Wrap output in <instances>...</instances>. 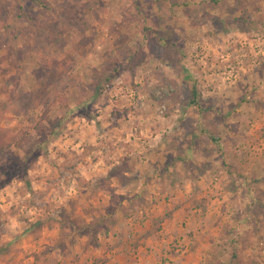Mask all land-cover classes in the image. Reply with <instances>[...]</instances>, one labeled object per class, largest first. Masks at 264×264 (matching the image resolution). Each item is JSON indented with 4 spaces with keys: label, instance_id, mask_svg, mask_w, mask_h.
Instances as JSON below:
<instances>
[{
    "label": "rangeland",
    "instance_id": "1",
    "mask_svg": "<svg viewBox=\"0 0 264 264\" xmlns=\"http://www.w3.org/2000/svg\"><path fill=\"white\" fill-rule=\"evenodd\" d=\"M219 2L0 0V264L118 232L132 250L175 234L152 264L253 263L264 0ZM183 206L201 223L167 232Z\"/></svg>",
    "mask_w": 264,
    "mask_h": 264
},
{
    "label": "crops",
    "instance_id": "2",
    "mask_svg": "<svg viewBox=\"0 0 264 264\" xmlns=\"http://www.w3.org/2000/svg\"><path fill=\"white\" fill-rule=\"evenodd\" d=\"M197 209L186 208V206L180 207L173 211V217L167 219L168 231H177V228L181 231L180 221L188 223H196L198 220L201 223V216L196 215ZM136 225V224H135ZM137 226V225H136ZM183 229H186L182 227ZM159 233L165 234L163 230ZM182 234V233H181ZM175 234L166 238L165 236H156L155 239L144 240L139 249H131V241L123 240V236L117 233L116 236L109 234L105 236V241L101 239V245L94 251L96 258L102 256L103 259L99 262L94 260V253L90 255L87 253H81V251L75 252L73 256L69 257L66 252L59 257V264H152L156 261L157 257L164 255L161 249L166 241L174 239Z\"/></svg>",
    "mask_w": 264,
    "mask_h": 264
},
{
    "label": "built area",
    "instance_id": "3",
    "mask_svg": "<svg viewBox=\"0 0 264 264\" xmlns=\"http://www.w3.org/2000/svg\"><path fill=\"white\" fill-rule=\"evenodd\" d=\"M247 256L251 258L252 264H264V226L258 237L251 242Z\"/></svg>",
    "mask_w": 264,
    "mask_h": 264
},
{
    "label": "trees",
    "instance_id": "4",
    "mask_svg": "<svg viewBox=\"0 0 264 264\" xmlns=\"http://www.w3.org/2000/svg\"><path fill=\"white\" fill-rule=\"evenodd\" d=\"M215 2V4H218L220 3L219 0H213ZM248 1H253V0H248ZM199 98H198V95H197V89L196 88H193L190 92V96H189V104L190 105H193V106H196V107H200V104H199ZM3 142H0V146L2 147V145H5V149H8V147H11L13 144V140L12 141H9L8 140L6 141L5 138L2 139ZM6 141V142H5ZM5 155V152L3 150L0 151V163L2 162L3 160V157ZM233 261H234V264H242V258L241 256L239 255V253H236L234 252L233 253Z\"/></svg>",
    "mask_w": 264,
    "mask_h": 264
}]
</instances>
